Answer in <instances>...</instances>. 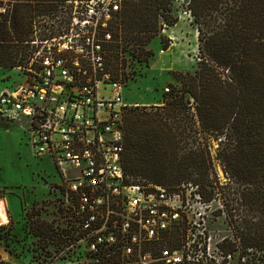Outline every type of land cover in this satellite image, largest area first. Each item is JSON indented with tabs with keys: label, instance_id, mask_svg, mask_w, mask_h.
<instances>
[{
	"label": "built area",
	"instance_id": "2783aa9c",
	"mask_svg": "<svg viewBox=\"0 0 264 264\" xmlns=\"http://www.w3.org/2000/svg\"><path fill=\"white\" fill-rule=\"evenodd\" d=\"M133 1L76 0L35 19L27 58L12 68L23 80L0 91V119L59 177L35 208L31 264H264V246L244 244L228 222L216 229L209 185L125 173L127 84L109 71L105 45Z\"/></svg>",
	"mask_w": 264,
	"mask_h": 264
},
{
	"label": "rangeland",
	"instance_id": "374dc122",
	"mask_svg": "<svg viewBox=\"0 0 264 264\" xmlns=\"http://www.w3.org/2000/svg\"><path fill=\"white\" fill-rule=\"evenodd\" d=\"M71 1V2H66ZM76 0H19V10L31 7L29 21H47L51 10L59 6H74ZM192 0H137L123 5L121 20L111 25L112 42L105 45V56L109 71L116 79L126 82L124 98L127 103L125 113L134 110L144 115L145 123L151 124L150 116L160 113L167 99L164 89L180 90L181 74L186 80V73L196 78L203 63H209L215 76L232 88L237 85V78L232 70L225 69L211 62L207 52L208 38L213 32L232 22L246 28L251 40V57L257 69L252 70L250 81L251 97H259L261 79L264 77V12H251L248 22L237 18L239 0H215L204 3L199 0L198 19L193 12L190 15ZM7 0L4 4H7ZM204 4V5H203ZM13 7L0 6V13ZM170 24L163 30L162 21ZM28 19V18H27ZM171 23H173L171 25ZM241 28V27H240ZM31 37L32 28L29 30ZM25 41L16 39L6 41L0 48V91L22 82L23 77L13 70L14 65H21L26 60L28 49ZM169 49L165 50V45ZM8 54H7V52ZM164 51V52H162ZM236 56L245 57L242 48L236 49ZM200 58V61L195 59ZM238 87V85H237ZM263 96V95H262ZM264 98V97H263ZM261 100V101H260ZM232 94L224 92L222 96L212 94L209 111L205 113L201 102H196L195 109L185 104L179 112L181 127L177 134L176 154L180 166L185 164L186 154L202 151L207 159L208 169L188 167L194 175L191 179H182L180 183L197 182L212 187L215 197L216 229L224 230L230 224L236 237L252 235L260 230L264 233V209L255 203L257 187L254 181L243 179L225 161L224 156L235 146L231 123L225 125L232 112ZM258 100V109L264 111ZM163 112V111H162ZM166 112V111H164ZM163 112V113H164ZM254 122L260 119L255 112ZM170 121V120H168ZM152 125V124H151ZM125 129V120L123 121ZM154 130V129H153ZM144 167V166H143ZM145 169V168H144ZM186 169V168H183ZM253 169H256L253 168ZM182 168L163 169L160 174H169L167 179L176 184L174 175ZM255 174V171L252 172ZM174 174V175H173ZM256 175V174H255ZM59 177L46 159L33 156L27 144V136L18 124L0 119V197L9 203V223L0 226V264L32 263L33 216L39 201L48 196L47 185L57 182ZM260 191H264V174L260 176ZM174 183H173V182ZM249 193L252 196H249ZM258 195V194H257ZM224 215V216H223ZM242 241V239H241ZM255 241L264 246L263 240ZM249 244V242L247 243Z\"/></svg>",
	"mask_w": 264,
	"mask_h": 264
},
{
	"label": "trees",
	"instance_id": "16d2710c",
	"mask_svg": "<svg viewBox=\"0 0 264 264\" xmlns=\"http://www.w3.org/2000/svg\"><path fill=\"white\" fill-rule=\"evenodd\" d=\"M4 1L0 0V6L9 5L13 9L11 12L7 10L0 13V48L9 40L27 41L30 34L29 30L32 28V22L29 21L31 7L26 6L25 10L20 11L19 0H7V4H4ZM198 1L192 0L190 5V10L197 19ZM203 1L204 3H211L215 0ZM238 2H241V4L236 14L237 18L243 23L249 21L251 12L257 14L264 12V0H239ZM243 25L238 26L230 22L218 31H214L213 37L208 38L207 43V52L211 62L232 70L236 75L238 87L236 85L235 88H232L231 84L226 85L223 83L215 76L210 62L203 63L200 71L196 73V78L189 73L185 74L188 80L181 74L175 75L176 78L181 80L182 87L180 90H170L167 93L170 99L166 100L164 106L159 107L160 113L146 115L150 116L152 125L149 123L147 125L143 119L146 117L134 110H129L124 115V170L126 174L153 183L175 186L181 184L182 179L192 178L194 173L188 170L190 169L188 167H192L189 166L191 164L195 168L204 169L201 172V176H204L208 165L202 151L186 154L185 164L180 166V160L176 154L178 141L175 132L181 127L179 112L185 107V104L190 102V99H193L195 103L201 102L205 113H207L212 94L222 96L224 92H229L232 94L233 100L231 104L232 112L230 117L225 120V125L230 120L233 121L231 130L234 138L232 139H235L236 143L225 154L224 159L243 179L248 182L254 181L257 187L255 203L262 205L264 209V191L259 194L260 176L264 174V111L261 112L258 109V100L262 99V102H260L262 105L264 102V77L261 79L262 86L257 91L259 97L254 99L250 93V81L253 76L252 70H256L257 65L255 60H252L251 40L246 28H242ZM238 47L243 49L245 57L236 56L235 51ZM168 48L167 42L164 49L167 50ZM14 66L16 65L13 64ZM162 111L166 112L163 113ZM256 111L260 117L256 121L258 125L253 120V118L256 120ZM255 167L256 169H253ZM180 168H182V172L173 174L176 184H167L171 183V180L167 179L169 177L168 173L160 174L163 169L179 170ZM253 171L256 175L252 173ZM249 196L251 197L252 194L249 193ZM240 237L246 245H256L254 240L259 242L263 240L264 242V233H261L260 230H257L255 235H252L250 231ZM248 242L249 244H247Z\"/></svg>",
	"mask_w": 264,
	"mask_h": 264
},
{
	"label": "bare ground",
	"instance_id": "6f19581e",
	"mask_svg": "<svg viewBox=\"0 0 264 264\" xmlns=\"http://www.w3.org/2000/svg\"><path fill=\"white\" fill-rule=\"evenodd\" d=\"M8 207V200L6 198L0 197V226L7 225L9 223Z\"/></svg>",
	"mask_w": 264,
	"mask_h": 264
},
{
	"label": "crops",
	"instance_id": "0c3cea01",
	"mask_svg": "<svg viewBox=\"0 0 264 264\" xmlns=\"http://www.w3.org/2000/svg\"><path fill=\"white\" fill-rule=\"evenodd\" d=\"M168 49H169V48H168ZM168 49H167V50H168ZM4 264H6V263H4Z\"/></svg>",
	"mask_w": 264,
	"mask_h": 264
}]
</instances>
